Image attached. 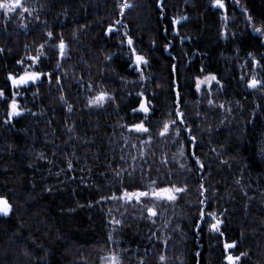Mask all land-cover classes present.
Segmentation results:
<instances>
[{
  "label": "trees",
  "instance_id": "16d2710c",
  "mask_svg": "<svg viewBox=\"0 0 264 264\" xmlns=\"http://www.w3.org/2000/svg\"><path fill=\"white\" fill-rule=\"evenodd\" d=\"M127 1L0 11V264H264V0Z\"/></svg>",
  "mask_w": 264,
  "mask_h": 264
},
{
  "label": "snow or ice",
  "instance_id": "6c2138e0",
  "mask_svg": "<svg viewBox=\"0 0 264 264\" xmlns=\"http://www.w3.org/2000/svg\"><path fill=\"white\" fill-rule=\"evenodd\" d=\"M216 3L219 7H221V8L224 7L222 0H216ZM21 6H22L21 0H9V2H2V0H0V9H4L7 12L15 11L16 8L21 7ZM130 6L131 5H128L127 3H125L123 5V7H125V8L130 7ZM24 11H28V9L25 8ZM257 31H259V29H257ZM48 35L51 36L52 33H48ZM128 43L129 44L132 43L131 38H129ZM59 47L61 49V54H63V49L65 48V44H64L63 40H61ZM34 59H38V57H34ZM136 61L138 64L140 62L147 63L145 58L143 56H139V55L136 56ZM39 76H40L39 73H27L26 72L23 76L19 77V79L12 78V80H13L14 84H25L30 80L34 81V80L38 79ZM215 79H216L215 76H211L209 78H206V80H215ZM260 83H261V81H258L255 78H253L250 81L249 86L255 88ZM197 87L199 88V84L197 85ZM0 95H3L2 91H0ZM177 96H179V93H177ZM108 98H109L108 93L101 92L96 97L90 99L89 103L92 105L101 106L105 102V100ZM11 107H12V114L13 115H19L20 114L19 110H18V106H17L15 101L12 102ZM140 107L145 113H147L149 111V108L147 107L146 104H141ZM69 110H71V109H69ZM134 111H135V109H134ZM179 115L182 117L183 114L179 113ZM172 123L174 124L175 121H172ZM132 127L138 132H148L149 131V129L144 126L143 122H141L139 124H135ZM169 128H170V125L168 123H165L163 126V129L160 131L159 134L161 136L166 135L169 132ZM178 134H179V130L177 129V135ZM69 167H71V163L69 164ZM175 191L179 192V191H183V189H175ZM123 195L129 201H131L133 198H135L137 201H139L141 197H147L150 194H149V192H146V191H137V192L129 193L127 190H125ZM151 195L155 196L157 198L167 199L169 201L176 199V196L174 195L173 189H171V188H160L157 191H153L151 193ZM112 198L116 199L117 197L113 196ZM10 210H11V205L8 203V201L4 198H0V213L7 215L10 212ZM148 211L151 212L152 215H156V212L154 211V209L149 208ZM116 223H119V221H116ZM217 223H219V221ZM212 227L217 228V225L214 224V225H212ZM225 247L226 248H232V247H235V244L234 243L233 244H226ZM242 255H244V254L242 253L239 256H233V255L229 254L226 257L228 264H237V262L240 261ZM161 259H163V257H161ZM111 260H112V264H117V258L115 256H113L111 258Z\"/></svg>",
  "mask_w": 264,
  "mask_h": 264
},
{
  "label": "rangeland",
  "instance_id": "374dc122",
  "mask_svg": "<svg viewBox=\"0 0 264 264\" xmlns=\"http://www.w3.org/2000/svg\"><path fill=\"white\" fill-rule=\"evenodd\" d=\"M124 1V3H122V7H123V5L125 4V3H127L128 5H131V3H129L127 0H122V2ZM2 2H9V0H2ZM128 8H130V7H127V8H125V7H123V10L125 11L126 9H128ZM3 11L4 9H0V11ZM223 30L226 32V34H228V33H230V30H229V28L227 27V26H223ZM111 31H115V32H121L119 35L121 36V42H120V49H119V52L120 53H122V54H124V52L125 51H127V45L129 46V44L127 43V41H126V39L125 38H122L123 37V34H125L124 33V30H123V28H120V24H119V26H118V28H116V26L113 28V30H111ZM210 85V83H208V82H205V81H203V82H201V87L203 88H206V87H208ZM176 192V191H175ZM177 193H179V192H176V194ZM10 212H11V210H10ZM10 212L6 215V216H8L9 214H10ZM1 214H3V213H1ZM4 215V214H3ZM213 221L215 222L214 224L216 225V223L219 221V223H217L218 224V226L219 227H221L222 226V224H223V222L222 221H220L219 219H213ZM213 224V225H214ZM210 230L213 232V233H215L216 232V230H217V228H213V227H210ZM215 243H221V240L220 239H218L217 237L215 238ZM111 258H112V256H107V257H105V259H104V261H105V264H112V260H111ZM240 261H238L237 262V264L239 263Z\"/></svg>",
  "mask_w": 264,
  "mask_h": 264
}]
</instances>
